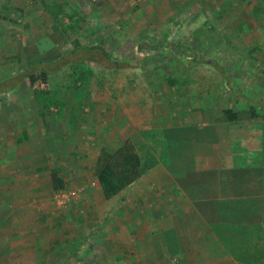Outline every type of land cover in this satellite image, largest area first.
<instances>
[{
  "label": "rangeland",
  "instance_id": "1",
  "mask_svg": "<svg viewBox=\"0 0 264 264\" xmlns=\"http://www.w3.org/2000/svg\"><path fill=\"white\" fill-rule=\"evenodd\" d=\"M255 1L0 0V82L6 84V78L36 64L49 63L46 69L52 72L46 94L34 92L26 79L20 86L0 89V264H99L111 240L125 245L127 213L122 210L118 216L115 210L138 202L141 194L147 198L149 193L153 203L154 190L162 183L158 161L169 160L170 146L159 141V135L166 138L165 116L172 114L180 124L204 125L205 116L210 120L222 108L239 110L264 101V22L251 15ZM258 8L264 13V6ZM75 40L104 48L112 60L100 56L85 66L68 63L62 55ZM215 63L223 67L222 73ZM174 79L176 83H169ZM125 89L133 97L134 126L129 131L140 142L142 123L158 131L144 136L149 146L142 150L146 176L120 197L107 200L97 179L82 178L81 187L74 183L75 175L67 179L80 169L67 168L63 161L70 149L61 118L76 104L81 114L88 93L111 98V91L121 92L120 103ZM74 111L67 120L72 124ZM259 114L256 122L264 120V111ZM59 165L69 175L65 173L61 189L53 185V193V175L61 173L54 168ZM155 205H161L159 196ZM156 206L144 210L154 211L145 222L161 233L153 232L158 250L166 255L170 229L175 239L188 234L175 209L165 210L170 218L160 216L158 223L154 214L164 210Z\"/></svg>",
  "mask_w": 264,
  "mask_h": 264
},
{
  "label": "crops",
  "instance_id": "2",
  "mask_svg": "<svg viewBox=\"0 0 264 264\" xmlns=\"http://www.w3.org/2000/svg\"><path fill=\"white\" fill-rule=\"evenodd\" d=\"M122 92L125 96L120 103L117 100L123 96L121 92L116 94L111 91V98L109 95L100 96V92L88 93L81 103V114L78 104L72 105V110L65 112L61 119L66 120L63 123L65 125L63 134L68 138L64 142L66 146H69L70 152L63 155L66 156L63 161H67V168L72 166L74 171L75 169L80 170L78 173H71V178L69 170L64 165H59L54 170L61 172V179L65 181V173L69 175L67 178L69 180L73 179L75 175L73 181L79 183L80 187L82 178L96 180V168L101 157L116 150L127 139L132 140L141 152L149 147L145 137H152L158 128L154 127L148 130L147 126H143L145 123H142V128L140 127L141 129L137 131L143 139L140 142L139 137L135 136V132L129 131V128L134 126L133 108L131 107L133 97L129 95L128 89L122 90ZM112 98L120 106L112 102ZM66 101L67 107H70V100L66 99ZM143 101L142 99V103ZM112 103L114 104L111 106ZM223 110L224 108L214 116L210 115V120L206 121L205 116L204 125H198L200 122L188 123L186 120L180 124L176 122L179 119L175 121L172 114L170 117L165 116L168 122L164 124L165 135L163 137L166 138L163 139L159 135V141H162L163 146H170L169 160L160 158L158 161L159 167L162 168V174L158 178L162 180V183H159V189L154 190L157 193L153 196L156 195V197L152 203L149 193H147V198L145 194H141L142 199L138 202L131 205L126 204V207H117L116 205L115 211L118 216L123 215L122 210L127 213L124 214L125 227L129 234L123 240L124 246H118L119 242H122L120 240H111L109 249H103L108 251L107 257L101 259L100 261L103 262L99 264H108V260H110L109 264H195L196 253L187 252L189 248L194 250L191 246L180 247L177 243L176 247H173L172 244L168 246L171 241L175 240L171 229V235L170 237L166 235L168 239H166L163 248H166V253L176 254L179 252L178 248H181L182 260L179 262L170 261L169 254L165 255L158 250V240L155 239L153 233L155 230L147 228V222H145L146 215H149L148 218L153 217L154 211L144 212V210L154 209L153 206H156L158 196L161 205L156 207L163 208L164 211L175 209L180 214L177 216L183 218L184 225L181 224V226L186 227L187 234H189L188 227L192 225V220L193 223L201 222L203 225L210 226L229 221L254 223L261 219L262 186L260 177L263 170L260 142L261 122H256V120L221 121ZM73 111L77 114L73 118L75 124L67 121ZM55 144L57 145V143ZM73 145L75 146L71 147ZM175 153L178 157L175 156ZM63 156L59 157L61 158L59 161H62ZM146 173L148 170L143 174L141 180L146 176ZM138 182L130 185L129 189ZM166 183L171 186L165 187ZM53 185L54 182H52V188L50 187L52 191L50 192L54 193L56 191ZM142 190L145 193V189L142 188ZM32 192L36 193L38 190L33 189ZM136 198L139 199V197ZM73 205L68 211L74 209ZM164 211L159 216L154 214V219H157V222L160 216L170 218L167 215L168 211ZM155 234L161 235L160 232H155ZM188 238L189 235L182 240L187 242ZM159 245L162 246V241ZM136 249L139 252H136ZM51 257L53 256L51 255ZM202 264L238 263L233 257L225 256L223 259Z\"/></svg>",
  "mask_w": 264,
  "mask_h": 264
},
{
  "label": "trees",
  "instance_id": "3",
  "mask_svg": "<svg viewBox=\"0 0 264 264\" xmlns=\"http://www.w3.org/2000/svg\"><path fill=\"white\" fill-rule=\"evenodd\" d=\"M262 1L264 2V0L255 1L253 8H251V15L253 19H261L264 22V13H258L257 11L259 9L258 7L264 6ZM74 12L76 13V11ZM94 49H100V51L95 52ZM100 52L101 55H98L97 53ZM110 55L104 48L82 45L75 40L71 48L62 56L64 58L67 56L66 61L70 64L79 61L80 65L85 66L87 60L100 61V56H104L110 60ZM218 64L215 63L213 65L222 73L223 67ZM47 67H49V63L31 66V68L18 74V76L6 78L10 81L17 78L13 83L9 84L10 81L6 84L0 82V89L5 90L7 88H14L16 85L20 86L23 79H26L34 92L37 91L46 94L49 92V78L50 74H52V72L46 69ZM176 82L177 79H174L170 80L169 83L174 84ZM250 105L248 108L242 106L239 110L232 107L224 108L221 114V121L238 122L257 120L260 117L259 112L263 114L264 101L257 105H253L252 103ZM43 107H47V104H43ZM261 128L260 142L263 156V170L260 177L262 186L260 198L262 208L261 219L254 223L229 221L207 226L198 222L195 225L192 224L189 226L187 244L182 243V238L178 237L174 241H171L168 246L172 244L173 247H176V243L180 247L183 245L191 246L194 249L192 253H196L195 260L193 258L195 264L223 259L225 256L233 257L238 264H264V120L261 121ZM147 164L148 162L146 163V158L141 150L130 139H127L113 152L106 153L101 157L96 168L97 184L103 196L107 200L120 197L121 193L127 190L130 185L141 180L148 168ZM53 179L56 190L64 186V181L60 177L53 175ZM178 250L179 252L177 254L172 252L167 253L170 255L168 256L170 261L179 262L182 260V249L178 248ZM187 252L190 253V251Z\"/></svg>",
  "mask_w": 264,
  "mask_h": 264
}]
</instances>
